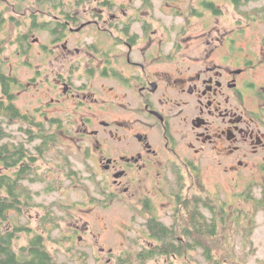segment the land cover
Returning <instances> with one entry per match:
<instances>
[{
	"label": "flooded vegetation",
	"instance_id": "1",
	"mask_svg": "<svg viewBox=\"0 0 264 264\" xmlns=\"http://www.w3.org/2000/svg\"><path fill=\"white\" fill-rule=\"evenodd\" d=\"M179 2L190 3L188 15ZM249 2L161 0L157 5L155 0H0L3 25L11 13L37 16L19 25L26 30L15 40L18 53H29L34 44L46 51L42 63L35 66L34 83L25 85L6 72L16 79L10 85L16 89L49 84L55 94L41 97L36 108L39 115L56 105L68 111L69 124L79 123L83 131L80 136L71 135L59 118H36L34 123L54 141L60 138L68 147L66 153L83 154L92 173L103 175L100 203L117 201L146 218L139 229L146 244L124 247L118 262L108 264H149L162 257L168 264L166 254L148 256L162 250L151 233L150 220L164 222L157 202L165 198L174 201L169 227L184 216L186 202L195 203L199 211V195L192 190L199 188L201 160L208 148L225 159L226 172L249 167L251 157L264 152V81L256 71L251 43L240 42L248 21L257 20L259 13L264 19V6L246 8ZM225 4L234 6L243 20L224 28L206 21L207 29L218 32L206 40L204 49L199 47V55L189 59L193 64L188 65L183 43L193 36L187 35L193 18H220L226 13ZM45 14L52 18L40 21ZM38 29L50 33L48 43L38 37L30 42ZM52 63L56 65L51 67ZM44 98L52 102H42ZM47 123L51 131L45 130ZM188 179L195 182L188 184ZM6 227L15 229L13 224ZM35 235L27 236L29 243ZM71 235H64L65 240H73ZM20 247L15 246L16 252H21ZM109 252L113 253L112 248ZM50 255L55 260L50 264H59Z\"/></svg>",
	"mask_w": 264,
	"mask_h": 264
},
{
	"label": "rangeland",
	"instance_id": "2",
	"mask_svg": "<svg viewBox=\"0 0 264 264\" xmlns=\"http://www.w3.org/2000/svg\"><path fill=\"white\" fill-rule=\"evenodd\" d=\"M155 1L157 5L161 2V0ZM241 1L245 3L250 1L246 8L264 6V0ZM178 6H181V9L188 15L190 11L189 2H179ZM222 7L226 13L220 18L212 20L213 17L210 15L207 18H193L191 27L187 30V35L193 36L183 43L186 47L184 50L188 57V65L193 64L189 59H194L199 55V47H206V40H211L218 32L215 29H207L206 21L218 22L222 24V28L229 22L241 21L242 18L235 11L234 6L225 4ZM172 10L176 11V8L172 7ZM197 10L199 11V8ZM34 15L31 13H11L7 15L10 21H7L2 27L0 26V64L5 72L16 75L19 81L25 85H28L30 81L35 82V66L42 63V58L46 53L42 45L34 43L29 53L23 55L18 53L19 44H16L15 40L20 32L26 30L24 26L19 28V25L26 20L30 22ZM258 15L257 20L248 21L244 26L245 32L243 37H240L242 39L240 42L243 45H246V42L251 43L250 48L255 54L254 58H257L256 71L260 79L264 81V19L260 13ZM51 18V14L39 16L40 21ZM35 37H38L45 44L49 42L51 35L47 30L38 29L36 34L32 35L31 43ZM72 37L78 38L79 35ZM256 54L259 55L256 56ZM55 65L52 63L50 66L54 67ZM14 92L17 93L15 99L17 105L24 112H28L35 121L36 118H40V120L59 118L65 124L62 127L65 131L71 135L80 136L83 131L80 124L73 125L74 123L69 124L67 122L68 111L66 109L51 104L50 108L44 109L45 115H39L40 110H36L40 106L41 97L54 96L55 93L50 92L49 84L44 86L40 83L31 84L27 87L16 88ZM45 93L47 94L45 95ZM48 101L52 102L49 98L42 100L46 103ZM34 115H36L35 118ZM28 128H30V124H25V122L23 124L21 122L8 124L7 129L12 135L8 140L17 143L23 142L32 153H35L36 147L41 145L44 140L42 137L30 138L24 130ZM36 129L37 132H40L38 127ZM45 130L51 131L50 123L46 124ZM54 131L56 132V130ZM50 145V149L36 163L43 179L37 181L26 179L24 182L33 193L29 206L21 211L12 210L9 212L10 223L13 222L22 227L21 231H18L20 237L16 239V247L27 245L29 243L27 236L30 234H42L46 249L59 264H108L110 260L112 263L118 262V256L124 255L121 253L124 247L132 249L133 246L146 244L147 238L139 230L146 218L130 206L117 201L111 204L100 203L103 197V175L94 174L89 170L83 154L76 151L66 153L68 147L63 145L60 138ZM216 152V150L208 148L202 157L199 169V188L192 190L199 196L212 199L214 203L221 201L220 203L224 207L222 208L223 211L227 212L229 216L226 223L221 224L219 236L223 249H218L216 256L223 258L225 263L264 264V206L255 215L256 224L252 233L246 227L249 225L248 218H240L239 223L233 222L237 210L241 209L250 213L255 209V204L250 195L258 199L264 196V167L259 169L256 167L259 162L264 164V152L251 157L249 167L244 166L239 172H226L224 169L227 163ZM188 180V184H191L192 181L195 182V179ZM50 186L53 187L52 190H48ZM186 196L190 197V194ZM171 202L173 204L174 201L170 198L157 202L159 216L166 224L172 223ZM201 208L206 214L212 215V211L210 210L211 213L208 211L209 208L203 205ZM220 214L221 211L219 217ZM50 215L57 218L50 222ZM70 233L75 235V238L65 240L64 235L68 236ZM233 244L235 245V255L239 259L234 256L233 259L228 253L229 249L232 251ZM101 247H105V250L101 251ZM110 248H112L113 253L109 252ZM131 257L132 261L136 263L135 256L132 255ZM185 258L175 261L170 259L168 264H171L170 262L173 264H210L200 248L192 250L189 252V256ZM163 259L162 257L151 261L149 264H164Z\"/></svg>",
	"mask_w": 264,
	"mask_h": 264
},
{
	"label": "trees",
	"instance_id": "3",
	"mask_svg": "<svg viewBox=\"0 0 264 264\" xmlns=\"http://www.w3.org/2000/svg\"><path fill=\"white\" fill-rule=\"evenodd\" d=\"M258 11V10H256ZM261 12V11H260ZM261 15V14H260ZM263 15V14H262ZM7 16V15H6ZM0 15V26H3ZM37 16H33L34 20ZM14 20V18H12ZM16 79L8 77V74L3 70L0 64V258L1 264H50L52 259L44 244V238L41 234H36L30 243L21 248V252H16V239L20 237L17 233L22 227L13 223L15 229L10 230L7 225H10L9 212L12 210H23L29 206L32 199V191L24 182L26 179L32 181L43 179L42 173L36 166L37 161L50 149L54 139L46 132H37V125L30 114H23L22 111L14 104L17 98L14 95V85ZM8 101V103H7ZM16 122L22 124H30V128L24 129L30 138L42 137L44 142L36 147V152L32 153L23 142H15L8 140L11 133L7 129V125ZM45 150V151H44ZM52 186L48 190H52ZM249 198V196L247 195ZM251 200L255 204L253 212L246 213L244 210H237L234 214L233 222L239 223L240 218H248L249 232L252 233L256 219L255 215L259 209L264 206V196L256 198L250 195ZM221 201L214 203L208 197L199 196V211L193 202H186L187 209L185 214L179 221L169 227L164 222L153 218L150 220L151 233L158 244L162 246V250H158L148 256L167 255L172 261L181 260L189 256L192 250L202 249V254L210 264H239L225 263L223 258L216 256L218 249H223L220 244L221 224H225L228 219L227 212H224ZM201 205L209 208L212 215L208 216L201 208ZM221 211L220 217L219 212ZM224 218H223V214ZM50 218V216H49ZM250 218V219H249ZM235 219V220H234ZM50 222L53 219H49ZM48 222V221H47ZM237 226V225H236ZM237 231V228H236ZM182 235V237H179ZM235 245H232V251L229 249L230 256L235 255ZM233 257V259H234ZM188 259V258H185ZM121 260V259H120ZM235 261V260H234ZM173 264V262H170ZM190 264V263H188Z\"/></svg>",
	"mask_w": 264,
	"mask_h": 264
}]
</instances>
